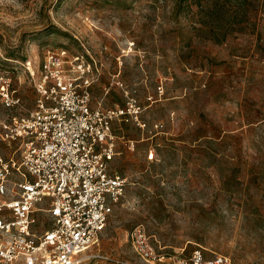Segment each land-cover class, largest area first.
Here are the masks:
<instances>
[{
    "label": "rangeland",
    "instance_id": "rangeland-1",
    "mask_svg": "<svg viewBox=\"0 0 264 264\" xmlns=\"http://www.w3.org/2000/svg\"><path fill=\"white\" fill-rule=\"evenodd\" d=\"M46 49L85 57L93 106L134 101L146 125L114 122L110 169L127 186L87 264H146L138 225L164 253L264 264V0H0V86L21 100L0 107V126L35 108ZM16 149L0 140L1 156Z\"/></svg>",
    "mask_w": 264,
    "mask_h": 264
},
{
    "label": "built area",
    "instance_id": "built-area-1",
    "mask_svg": "<svg viewBox=\"0 0 264 264\" xmlns=\"http://www.w3.org/2000/svg\"><path fill=\"white\" fill-rule=\"evenodd\" d=\"M96 73L83 56L46 49L34 73L35 108L0 126V140L17 146L11 157L0 155V264H87L99 257L90 249L127 186L110 169L120 140L114 122L131 117L146 125L134 101L133 110L93 106ZM20 102L8 83L0 86V107ZM127 143L134 150V142ZM38 214L50 223L43 232L37 230ZM130 240L146 264H235L201 247L164 253L143 225L132 230Z\"/></svg>",
    "mask_w": 264,
    "mask_h": 264
}]
</instances>
